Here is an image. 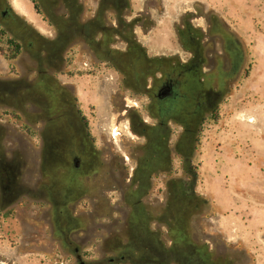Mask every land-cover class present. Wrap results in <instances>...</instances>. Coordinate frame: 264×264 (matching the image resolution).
I'll return each instance as SVG.
<instances>
[{
  "label": "rangeland",
  "instance_id": "1",
  "mask_svg": "<svg viewBox=\"0 0 264 264\" xmlns=\"http://www.w3.org/2000/svg\"><path fill=\"white\" fill-rule=\"evenodd\" d=\"M70 5L0 0V264H264V0ZM195 54L201 108L150 146L153 93Z\"/></svg>",
  "mask_w": 264,
  "mask_h": 264
},
{
  "label": "flooded vegetation",
  "instance_id": "2",
  "mask_svg": "<svg viewBox=\"0 0 264 264\" xmlns=\"http://www.w3.org/2000/svg\"><path fill=\"white\" fill-rule=\"evenodd\" d=\"M67 2V7L69 8L70 11V20H73V9L72 6L70 5L72 0H65ZM106 2V1H105ZM0 19L3 22L8 23H12L14 22V20H17V18H15L14 16H11V14H9L8 12H5L4 10H0ZM95 22L97 23L98 20L96 19ZM95 22H91L90 24H88L87 26L85 25H81L79 23L75 24L73 23V25H76V37H80L81 39L84 40H88V41H92L93 40V35L95 33V31L98 29V25ZM99 23V22H98ZM17 27L18 30H20L21 32H23L24 34H31V32L27 29H25V27L23 28V26L21 25V23H17ZM20 26V27H19ZM32 35V34H31ZM29 39V38H27ZM35 41V40H33ZM21 44V47H23V44L21 42H19ZM32 41L30 42L28 40V42L26 44H28L27 46L31 45ZM36 49V48H35ZM37 50V49H36ZM198 55H194L192 60H191V64H189V66L184 67L183 69H177V70H172L171 72H167L166 75L164 76V78L161 80L160 84L157 86L156 88V92L153 93L154 96V100L156 102V110L157 112H159V114L157 115L158 117V130L156 132V135L154 136H150L148 133H146V137L149 141V145L153 146L154 143H162V135H164L162 132V130H164V127L166 125L165 120L167 118L168 115H173L176 118H179L181 120H189V119H193L194 117H196L197 115V107L201 108V104L199 102L196 101V97H195V91L196 88L200 87V83L198 81V79L196 78V72H197V66H198ZM40 61L38 59V62L40 64ZM41 75L43 74V79L46 82V72H40ZM44 82V83H45ZM0 88H5L3 86H0ZM10 88V87H9ZM12 88V87H11ZM13 88H30L28 87H23V86H17V87H13ZM166 96L164 99H160V96ZM15 98V96H14ZM11 105H15L18 109H20L22 112L26 113L24 108L17 105L16 101H14V99H12L10 101ZM165 112V113H164ZM184 112H187L184 114ZM27 114V113H26ZM65 121V127L67 126V128L64 130V135L67 139L69 138H76L72 132V126H73V122H71L72 124L68 123L67 121V116L66 118H64ZM71 121V120H70ZM68 124V125H67ZM50 125V124H49ZM28 128H30V126L28 125ZM143 130H145L143 128ZM51 136L49 138L50 142L54 143V148L52 150V152L54 153L53 156H61L60 155V146L59 145V138L57 139V133H53L51 134ZM52 140V141H51ZM77 140V138H76ZM49 142V144H50ZM82 144H79L77 142L72 143L71 146H67L66 149L62 152L63 156L65 158L68 159V168L71 170H74L75 172H79L83 170V166H82V162H81V158L85 156L84 152H82ZM152 152V151H151ZM154 152V151H153ZM153 154H156L155 157L152 156ZM152 155H150V161L153 165H156L158 163L156 156L158 157V153L154 152ZM81 155V156H80ZM87 155V154H86ZM92 163L95 165H99L97 160L93 159V157L91 158ZM99 167V166H98ZM152 166L147 167L148 169L151 168ZM140 169L143 170V174H145V168L146 165L143 167L141 165V167L139 166ZM146 168V169H147ZM145 171V172H144ZM79 174V173H78ZM48 180H50L52 183V176H47ZM98 177H100V175L98 174ZM1 178V177H0ZM101 179H103L101 177ZM104 180V179H103ZM105 180H109L111 181V176H108L107 179ZM4 185V179L1 178L0 179V186ZM96 189L100 188V187H104V186H108L105 184H100V185H95Z\"/></svg>",
  "mask_w": 264,
  "mask_h": 264
},
{
  "label": "trees",
  "instance_id": "3",
  "mask_svg": "<svg viewBox=\"0 0 264 264\" xmlns=\"http://www.w3.org/2000/svg\"><path fill=\"white\" fill-rule=\"evenodd\" d=\"M35 9L37 10V12H39L40 10L37 3H35ZM10 43L12 44L14 51L12 58H15L21 49V44L19 42H15L14 40H11Z\"/></svg>",
  "mask_w": 264,
  "mask_h": 264
},
{
  "label": "water",
  "instance_id": "4",
  "mask_svg": "<svg viewBox=\"0 0 264 264\" xmlns=\"http://www.w3.org/2000/svg\"><path fill=\"white\" fill-rule=\"evenodd\" d=\"M165 97H166V96H164V95H163V96H160V99H164Z\"/></svg>",
  "mask_w": 264,
  "mask_h": 264
}]
</instances>
